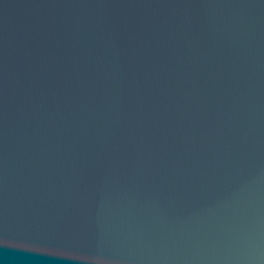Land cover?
<instances>
[{
    "label": "water",
    "instance_id": "water-1",
    "mask_svg": "<svg viewBox=\"0 0 264 264\" xmlns=\"http://www.w3.org/2000/svg\"><path fill=\"white\" fill-rule=\"evenodd\" d=\"M0 264H264V0H0Z\"/></svg>",
    "mask_w": 264,
    "mask_h": 264
}]
</instances>
